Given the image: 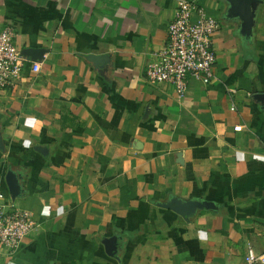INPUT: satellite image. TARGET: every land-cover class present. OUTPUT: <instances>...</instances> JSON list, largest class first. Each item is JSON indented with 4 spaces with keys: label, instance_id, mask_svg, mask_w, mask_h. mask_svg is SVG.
<instances>
[{
    "label": "crops",
    "instance_id": "obj_1",
    "mask_svg": "<svg viewBox=\"0 0 264 264\" xmlns=\"http://www.w3.org/2000/svg\"><path fill=\"white\" fill-rule=\"evenodd\" d=\"M179 1L0 0V29L40 63L0 87V202L38 222L1 264H245L249 246L264 251V0L248 24L235 0H189L220 29L214 79L191 77L183 98L145 77ZM173 200L201 206L181 215Z\"/></svg>",
    "mask_w": 264,
    "mask_h": 264
},
{
    "label": "built area",
    "instance_id": "obj_2",
    "mask_svg": "<svg viewBox=\"0 0 264 264\" xmlns=\"http://www.w3.org/2000/svg\"><path fill=\"white\" fill-rule=\"evenodd\" d=\"M219 29V20L204 7L180 0L168 24L165 43L153 52V59L145 68L148 82L172 84L179 98L186 95L191 77L210 83L215 77L213 37ZM15 36L11 26L0 29V87L18 84L27 66L34 72L40 70V63L30 61L17 46ZM37 226L31 210L12 202H0V264L14 255ZM244 259L245 264H264V251L249 246Z\"/></svg>",
    "mask_w": 264,
    "mask_h": 264
},
{
    "label": "water",
    "instance_id": "obj_3",
    "mask_svg": "<svg viewBox=\"0 0 264 264\" xmlns=\"http://www.w3.org/2000/svg\"><path fill=\"white\" fill-rule=\"evenodd\" d=\"M237 2L238 8L243 12V19L248 24L251 20L252 16V4L256 0H235ZM23 53L25 55H30L31 57L36 54V49H25L23 50ZM105 57V55H89V58H92L94 61H100ZM34 60V59H33ZM13 179L8 178V184L11 190L12 194L16 193V183L14 182ZM172 210L176 211L177 213L181 215H188L190 214L191 211L195 209L197 206H201L197 202H192V203H186L182 204L179 201L173 200L171 201L170 205H168Z\"/></svg>",
    "mask_w": 264,
    "mask_h": 264
}]
</instances>
